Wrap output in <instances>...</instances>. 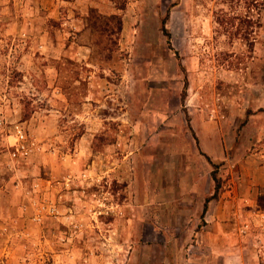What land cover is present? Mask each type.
Segmentation results:
<instances>
[{"label": "rangeland", "instance_id": "rangeland-1", "mask_svg": "<svg viewBox=\"0 0 264 264\" xmlns=\"http://www.w3.org/2000/svg\"><path fill=\"white\" fill-rule=\"evenodd\" d=\"M43 1L0 0V264H264V188L240 187L264 162V10Z\"/></svg>", "mask_w": 264, "mask_h": 264}, {"label": "trees", "instance_id": "trees-1", "mask_svg": "<svg viewBox=\"0 0 264 264\" xmlns=\"http://www.w3.org/2000/svg\"><path fill=\"white\" fill-rule=\"evenodd\" d=\"M115 1H119V0H109V2L113 4L114 9L122 13V11L124 10V3L122 2L121 4L116 5ZM244 4L249 5L250 7L251 6L255 7L258 9V11L264 10V0H245ZM120 13L118 15L103 16V15L98 14L95 10L89 9L87 11V19H88V23L92 25V27H95L99 36H104L105 38L109 39L111 38V36L117 35L121 30V14ZM239 31H240V24H239V27L235 28V34H237ZM161 32L163 33L164 36L166 37L168 36L166 30L164 29L163 21H161ZM241 33H243V36H245L246 29H241ZM26 118H28V116L24 115L22 119L25 120ZM212 180L215 181L214 177H212ZM217 190H218V185L216 184V181H215L213 193L211 194L210 197L205 198L203 201L201 217L206 211V204L210 200H214L216 198Z\"/></svg>", "mask_w": 264, "mask_h": 264}, {"label": "crops", "instance_id": "crops-1", "mask_svg": "<svg viewBox=\"0 0 264 264\" xmlns=\"http://www.w3.org/2000/svg\"><path fill=\"white\" fill-rule=\"evenodd\" d=\"M27 4L30 5V9L31 8L34 9L33 11L43 14V12L48 9L46 7V4H49V2L45 1L44 3V1L42 0L40 8L38 7V5H35L37 4L36 2H32V4L31 3H27ZM54 91L56 93V89L52 90L51 92H54ZM58 111H59L58 109H55L53 107L49 109H43L40 111L35 110L31 113V117L28 121H26V123H28V125L33 127L34 129H37V130L41 129V127L47 121V119L52 118L55 113H58ZM261 154H264L263 150L259 151L255 155L257 156L258 159L259 158L264 159V155L262 156ZM259 162L258 163L255 162V163L258 165L261 164L260 167L255 168V170L254 171L252 170L251 173L249 171L247 173L242 172L241 177H240L241 189L251 190V193L254 192L255 195L257 194L258 189L264 188V162L263 163H259ZM0 189H1V180H0ZM232 190H233V193L237 195V192H236L237 188L234 187Z\"/></svg>", "mask_w": 264, "mask_h": 264}, {"label": "built area", "instance_id": "built-area-1", "mask_svg": "<svg viewBox=\"0 0 264 264\" xmlns=\"http://www.w3.org/2000/svg\"><path fill=\"white\" fill-rule=\"evenodd\" d=\"M12 136L13 142L10 145V147L12 148V151L10 152V158H24L30 152L37 149L33 142L28 141L21 127H14Z\"/></svg>", "mask_w": 264, "mask_h": 264}]
</instances>
